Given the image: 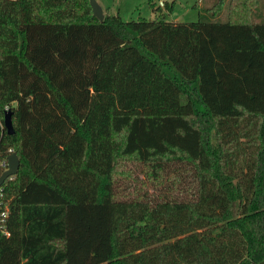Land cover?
I'll list each match as a JSON object with an SVG mask.
<instances>
[{
  "label": "trees",
  "instance_id": "obj_1",
  "mask_svg": "<svg viewBox=\"0 0 264 264\" xmlns=\"http://www.w3.org/2000/svg\"><path fill=\"white\" fill-rule=\"evenodd\" d=\"M150 3L0 0V264H264V0Z\"/></svg>",
  "mask_w": 264,
  "mask_h": 264
},
{
  "label": "rangeland",
  "instance_id": "obj_2",
  "mask_svg": "<svg viewBox=\"0 0 264 264\" xmlns=\"http://www.w3.org/2000/svg\"><path fill=\"white\" fill-rule=\"evenodd\" d=\"M103 7L112 14L119 13L124 19H138L140 17L154 18L161 16V12H154L151 7L150 0H97ZM159 0H155L158 5ZM164 5H161L162 12L168 21L189 22L198 19L199 10L195 6L197 0H163ZM173 2V9L167 10L166 3ZM225 12V11H224ZM7 168V166H6Z\"/></svg>",
  "mask_w": 264,
  "mask_h": 264
},
{
  "label": "water",
  "instance_id": "obj_3",
  "mask_svg": "<svg viewBox=\"0 0 264 264\" xmlns=\"http://www.w3.org/2000/svg\"><path fill=\"white\" fill-rule=\"evenodd\" d=\"M93 13L96 17H98L100 20L104 19L105 12L103 10V7L99 4L97 0H90ZM4 123L5 127L7 128V131L9 134L14 133V126H13V120H12V110L7 109L4 117ZM20 167V159L16 152L11 153L8 156V168L3 171V173L0 175V186L5 182V180L11 176H14Z\"/></svg>",
  "mask_w": 264,
  "mask_h": 264
},
{
  "label": "built area",
  "instance_id": "obj_4",
  "mask_svg": "<svg viewBox=\"0 0 264 264\" xmlns=\"http://www.w3.org/2000/svg\"><path fill=\"white\" fill-rule=\"evenodd\" d=\"M158 5H159V6H161V5L163 6V5H164L163 0H159V1H158ZM7 168H8V164H7ZM7 168H6V169H7ZM0 195H1V192H0ZM1 216L4 217V216H5V212H2V213L0 214V217H1Z\"/></svg>",
  "mask_w": 264,
  "mask_h": 264
}]
</instances>
